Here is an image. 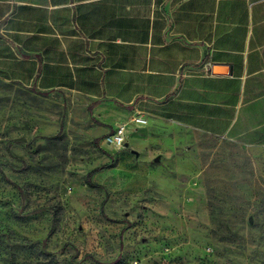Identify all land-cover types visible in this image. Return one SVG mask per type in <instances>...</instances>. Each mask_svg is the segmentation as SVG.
Returning <instances> with one entry per match:
<instances>
[{
    "label": "rangeland",
    "instance_id": "1",
    "mask_svg": "<svg viewBox=\"0 0 264 264\" xmlns=\"http://www.w3.org/2000/svg\"><path fill=\"white\" fill-rule=\"evenodd\" d=\"M135 115L0 80V264H264V148Z\"/></svg>",
    "mask_w": 264,
    "mask_h": 264
},
{
    "label": "crops",
    "instance_id": "2",
    "mask_svg": "<svg viewBox=\"0 0 264 264\" xmlns=\"http://www.w3.org/2000/svg\"><path fill=\"white\" fill-rule=\"evenodd\" d=\"M0 80L264 148V0H0Z\"/></svg>",
    "mask_w": 264,
    "mask_h": 264
},
{
    "label": "built area",
    "instance_id": "3",
    "mask_svg": "<svg viewBox=\"0 0 264 264\" xmlns=\"http://www.w3.org/2000/svg\"><path fill=\"white\" fill-rule=\"evenodd\" d=\"M130 121L134 125H145L147 122L145 118L139 115L131 116ZM105 143L115 150L122 148L126 143V126H117L115 131L105 138Z\"/></svg>",
    "mask_w": 264,
    "mask_h": 264
},
{
    "label": "trees",
    "instance_id": "4",
    "mask_svg": "<svg viewBox=\"0 0 264 264\" xmlns=\"http://www.w3.org/2000/svg\"><path fill=\"white\" fill-rule=\"evenodd\" d=\"M95 103H97V102H95ZM94 173H96V170L92 171V172L90 173V175H92V174H94Z\"/></svg>",
    "mask_w": 264,
    "mask_h": 264
}]
</instances>
